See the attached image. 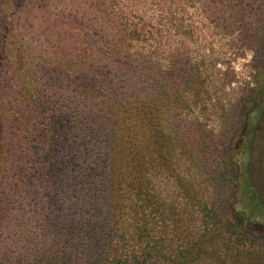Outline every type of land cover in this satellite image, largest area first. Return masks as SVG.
<instances>
[{
  "label": "rangeland",
  "instance_id": "obj_1",
  "mask_svg": "<svg viewBox=\"0 0 264 264\" xmlns=\"http://www.w3.org/2000/svg\"><path fill=\"white\" fill-rule=\"evenodd\" d=\"M120 31L134 72L103 59ZM124 86L151 98L111 123L80 94ZM0 129L12 226L62 245L110 216L116 245L168 264H264V233L235 223H264V0H0Z\"/></svg>",
  "mask_w": 264,
  "mask_h": 264
},
{
  "label": "trees",
  "instance_id": "obj_2",
  "mask_svg": "<svg viewBox=\"0 0 264 264\" xmlns=\"http://www.w3.org/2000/svg\"><path fill=\"white\" fill-rule=\"evenodd\" d=\"M123 33L122 31L116 33L118 35L112 39V49H109V51L103 55V59H115L117 60L115 64L119 69L134 72L138 70L137 64L135 63V65L132 63L130 59H124L125 54L122 52L123 49L121 46H123L126 37V34ZM134 35L138 36V33L134 31L133 36ZM133 53L135 54V56L133 54V59H146L139 54L137 49L134 50ZM148 59L151 58L149 57ZM47 64L50 65L52 63ZM83 64L84 62H80L78 68H81ZM148 67L150 66L146 63L142 71L147 77V80H145L146 82H150V79H148L150 74ZM130 75H132V73H130ZM138 80H140V78H138ZM127 82L134 85L136 78L130 77ZM80 94L85 97V100L91 101L89 105L94 108L95 112L100 116L99 119L102 121V124L105 122L111 123L110 119L107 117L108 113H111V107L120 109L131 102L142 103V100L147 102L151 98V95H146L143 92L136 93L131 89L127 91L125 90V86L115 89L109 98L104 94H97L94 96L93 94H89L88 91H84ZM2 132V129H0V137H2ZM107 138L108 135H105L104 141H100L98 146L95 145L94 147L99 151L97 157L101 164V169L103 170L106 168L108 169L107 164L109 162L108 151L106 153ZM0 141L2 142L3 140L0 139ZM47 168L48 164L45 169ZM94 170V168L89 169V176L86 174L88 182L87 187H89L91 191L95 189L92 176L98 175L100 178L104 177V174L93 172ZM103 172H106V170ZM91 182L92 184L90 185ZM109 183L110 178L107 177L105 185L108 186ZM100 187L104 189L102 184H100ZM14 191L15 197L23 193L21 186H15L11 194ZM5 196L6 194L3 193V197ZM16 215L13 208L10 209L8 207L7 210L0 209V264H168L170 262L166 255H163L159 249H156V242L154 241L147 240L143 246L141 245V248L134 245L132 249H129L128 246L124 247L125 243H128L129 238L122 235L118 241L120 242V246L116 245L115 238L119 224L117 221L113 222L114 217L109 216L106 218L104 230L102 228H98L97 230L94 223L81 224L82 221L77 222V224H81L80 229L74 231V227H72L68 232L69 237L67 241L59 245L54 243V241L49 242L50 240H47L45 235L43 236L45 231L44 227H38L37 232L33 234L26 231L24 232V230H21V226L14 227L8 223V216L14 218ZM251 216L252 214L243 216V218H239L235 223L246 233L263 234L264 223L252 222L250 220Z\"/></svg>",
  "mask_w": 264,
  "mask_h": 264
}]
</instances>
